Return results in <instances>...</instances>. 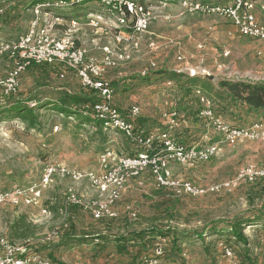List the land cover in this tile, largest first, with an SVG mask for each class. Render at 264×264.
<instances>
[{
  "label": "rangeland",
  "instance_id": "374dc122",
  "mask_svg": "<svg viewBox=\"0 0 264 264\" xmlns=\"http://www.w3.org/2000/svg\"><path fill=\"white\" fill-rule=\"evenodd\" d=\"M151 1L154 5L157 1H166L169 5L162 11L169 14L170 19L151 25L155 39L153 50L147 49L145 37L140 52L134 53L130 62L107 71L104 77L114 89L113 103L125 113L131 107H138L139 117L147 120L142 127L146 132L157 134L168 130L176 142L191 147L204 145L205 135L214 136L211 126L199 116L202 105L193 92L195 89L209 100L212 113L228 124L243 126L258 119L264 121V114H249L233 105L217 85L224 79L263 77L264 43L229 32L230 27L226 29L229 24L223 23L224 20L180 15L178 0ZM25 7V3L17 0H0L4 11L0 17V41L14 42L27 31L31 11ZM90 11H99L96 3L53 10V15L62 20L55 26L57 34L71 29L76 44L86 49L94 40L99 45L110 43L112 34L108 31H99L101 34L97 35L86 26V15ZM72 19L78 23L74 29L69 25ZM178 46L185 58L183 62L175 60ZM224 51L229 52L227 57L223 56ZM150 62L156 64L157 70L150 72ZM219 65L223 67L219 69ZM13 66V58L3 53L0 81ZM197 66L209 70L214 80L189 77L185 73L170 76V72H183ZM60 67L27 69L19 78L16 95L4 98L0 92V108L14 101L38 102L32 109L36 117L33 126L28 119L0 116V192L37 183L47 165L98 172V156L105 148L118 156L133 150L120 134L99 131L92 122H85L81 117L67 118L53 110L52 103L62 92L84 90L73 71L64 67L59 70ZM143 70L149 72L148 76L140 75ZM193 78L207 79L210 85L204 86L198 80L194 87ZM89 112L82 116L87 117ZM171 113L176 114L177 125L173 129L167 127ZM247 164L264 166V142L224 147L208 162L174 165L173 172L180 179L204 187L232 178ZM72 186L85 198L95 196L86 181L74 185L67 178H55L43 193L41 207L0 205V237L24 241L17 238L12 229L18 219L24 218L32 231L26 240L62 264H137L141 254L150 249L158 236L150 234V238L145 239V249L137 241L123 242L127 250L124 254L117 249V238L157 228L168 231L172 242L164 258L166 264H218L220 254L216 244L219 242L234 246L251 264H264V187L241 184L231 193L176 197L156 189L152 178L146 174L127 184L114 205L115 219L94 220L77 209H70L65 220V192ZM128 207L131 212L125 211ZM247 220L254 221V225L244 229L247 245H243L230 238V233L234 222ZM54 228H60L61 233L57 239L47 242ZM67 234L72 239L62 244ZM199 234L203 236L198 238Z\"/></svg>",
  "mask_w": 264,
  "mask_h": 264
},
{
  "label": "built area",
  "instance_id": "2783aa9c",
  "mask_svg": "<svg viewBox=\"0 0 264 264\" xmlns=\"http://www.w3.org/2000/svg\"><path fill=\"white\" fill-rule=\"evenodd\" d=\"M86 3H96L99 9L87 13L86 26L112 34V41L100 47V58L89 56L86 48L77 45L71 36V29L62 35L57 34L55 29L62 20L53 15V10H67ZM178 4L180 15L218 18L230 24L229 32L264 43V0H178ZM168 5L166 1H157V5H154L151 0H46L31 7L32 18L25 33L11 43L0 41V56L9 53L14 60V66L0 81V92L4 98L17 94L19 78L28 67H64L76 74L83 89L94 93L97 101L91 108L92 117L100 123L102 131L120 134L133 148L128 154L120 156L106 149L98 156V172L47 165L37 183L0 192L1 206L41 207L43 193L53 180L67 178L74 185L86 181L95 196L85 198L74 186L67 188L63 211L65 220L71 208H76L94 220H112L117 215L114 205L127 184L146 174L152 178L156 189L168 191L176 197L231 193L241 184H255L264 180V166L255 164L243 166L230 179L204 187L180 179L173 172L174 165L192 166L208 162L224 147H234L245 142H264L262 119L243 126L228 124L212 113L209 100L199 89H195L193 92L202 105L199 116L211 126L214 136L205 135L204 145L191 147L176 142L168 130L155 134L136 126L135 119L139 116L137 107L123 115L114 105V89L105 79V74L108 70L130 62L133 54L140 52L145 37L147 49L155 48L150 28L158 20L169 21L170 15L162 11ZM3 13L0 8V17ZM69 25L74 29L78 23L72 19ZM228 55L229 52H223L224 57ZM184 59L178 46L175 60L183 62ZM222 67L218 66L219 69ZM153 70H157L156 64L150 62V72ZM176 72L185 73L189 77H214L209 70L199 66ZM148 74L147 70H143L140 75L146 77ZM235 79L262 81L264 76ZM28 105L33 108L35 103L28 102ZM175 117L176 114L171 113L167 118L168 128L176 127ZM125 211L131 212L130 207ZM42 212L46 214V211ZM63 225L66 226L65 223ZM60 233V228H54L47 242L57 239ZM168 247V238H157L150 249L141 254L137 264H166L164 258ZM216 250L220 254L218 264H251L228 243H217ZM0 264L62 263L37 251L34 243L29 240L14 242L7 237H0Z\"/></svg>",
  "mask_w": 264,
  "mask_h": 264
},
{
  "label": "trees",
  "instance_id": "16d2710c",
  "mask_svg": "<svg viewBox=\"0 0 264 264\" xmlns=\"http://www.w3.org/2000/svg\"><path fill=\"white\" fill-rule=\"evenodd\" d=\"M17 1H19L20 3H25L27 5V7L25 8L31 9V7H33L34 5L40 4L46 0H17ZM31 18H32V14H31ZM32 67H45V66H30L27 69H30ZM60 69L61 67L59 68V70ZM170 76L178 77V76H181V74L170 72ZM198 80L199 79L197 78H193L191 80V82L193 83L192 86L195 87ZM199 82H202L201 84H203L204 86L210 85V82L207 79L199 80ZM217 85L219 89H221L222 91L226 93L227 97L233 102V105H235L236 107L242 108V110H245V112L249 114H252V113L256 115L264 114V80L252 81L248 79H233V80L224 79V80L218 81ZM96 101L97 99L94 93L89 90L84 89L83 91L76 92V93L64 91L59 95L57 100H55V102L52 103V107H53V110H55L59 115H62L64 117H67V118L81 117V119H83V121L85 122H92L96 124L99 131H101L102 128L100 126V123L92 117L91 108ZM29 102H34L35 103L34 107L38 105L37 101L31 100ZM79 108H81L82 110L80 111ZM32 109L33 108H30L28 106V101L27 102L14 101V102L7 104L5 107L0 108V116L18 117L22 119H28L30 121V125L33 126L35 123L36 117ZM88 110L90 111L89 112L90 115H87V117L82 116L84 113L88 112ZM122 114L126 115L127 113H122ZM146 123H147V120L140 118L139 116L135 119V125L140 128H142L143 125ZM106 149L107 148L102 150L100 154L104 152ZM244 185L256 187V188L259 186L264 187V180H261L255 184H244ZM158 190H162V189H158ZM71 209H76V208H71ZM253 222L254 221L252 220L234 222L231 228L230 238L234 239L239 244L247 245L246 236L243 234V231L246 227L254 225ZM29 227H31V225H28L24 221V218H20L14 223V226L12 227V229L14 231L13 233L15 234L17 238L26 240V237L29 236L30 233H32V231L29 230L30 229ZM150 234L158 236L157 238H168L169 236V232L166 230L151 228L147 230H142L137 233H133L128 238H124V237L117 238L116 242H117V249L119 253L121 254L127 253V250L125 246L123 245V242L124 243H131V242L134 243L137 241L139 243H142L141 244L142 249H145L144 247L145 239H149ZM210 235L206 237H209ZM202 236L203 234H199L197 237L201 238ZM71 239L72 238L69 237L67 234L66 236H64V240L62 241V244L63 242L65 243L67 241H70ZM168 240H169L168 249H170V247H172V242L169 238ZM173 242H175V240H173ZM34 248L37 251L43 253L42 251H40L38 247H35V245H34ZM137 254L138 253H136V255ZM46 256L55 260L53 256L49 253H47ZM244 259L246 260L247 258H244Z\"/></svg>",
  "mask_w": 264,
  "mask_h": 264
},
{
  "label": "crops",
  "instance_id": "0c3cea01",
  "mask_svg": "<svg viewBox=\"0 0 264 264\" xmlns=\"http://www.w3.org/2000/svg\"><path fill=\"white\" fill-rule=\"evenodd\" d=\"M217 1V0H216ZM223 23H228V22H223ZM229 24V23H228ZM230 27V24L229 25H226V29ZM219 29V28H218ZM94 31L95 34L97 35H100L101 33L99 32V30H95V29H92ZM152 33V31H151ZM153 34V33H152ZM153 37H154V34H153ZM95 41V40H94ZM92 42V45L89 46V48L87 49L88 50V55L91 56V57H97V58H100L101 56V53H100V47L102 45H99L96 41L95 42ZM116 106V104H114ZM117 107V106H116ZM118 108V107H117ZM133 107H131L130 109H132ZM138 108V107H137ZM119 109V108H118ZM130 109H128L127 111H129ZM139 109V108H138ZM120 110V109H119ZM122 113H125V111H122L120 110ZM128 113V112H126Z\"/></svg>",
  "mask_w": 264,
  "mask_h": 264
},
{
  "label": "water",
  "instance_id": "95a60500",
  "mask_svg": "<svg viewBox=\"0 0 264 264\" xmlns=\"http://www.w3.org/2000/svg\"><path fill=\"white\" fill-rule=\"evenodd\" d=\"M208 79H209V80H214V77L210 76Z\"/></svg>",
  "mask_w": 264,
  "mask_h": 264
}]
</instances>
